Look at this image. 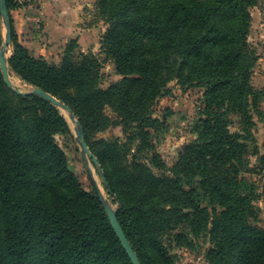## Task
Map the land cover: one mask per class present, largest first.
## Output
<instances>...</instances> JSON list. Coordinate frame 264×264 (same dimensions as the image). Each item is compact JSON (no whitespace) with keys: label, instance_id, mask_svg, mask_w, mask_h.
I'll list each match as a JSON object with an SVG mask.
<instances>
[{"label":"trees","instance_id":"obj_1","mask_svg":"<svg viewBox=\"0 0 264 264\" xmlns=\"http://www.w3.org/2000/svg\"><path fill=\"white\" fill-rule=\"evenodd\" d=\"M260 1L95 0L107 25L100 52L120 77L103 89V61L75 55L77 39L58 64L33 56L10 16L17 1L5 0L9 71L75 115L140 264H174L173 249L201 238L207 264H264L260 194L246 176L250 156L264 161V137L256 146L253 133L264 85L247 42L250 8ZM1 24L0 13V47ZM172 81L203 95L193 138L169 167L153 142L166 120L153 113ZM116 127L123 143L95 139ZM70 136L53 104L13 93L0 71V264H132L97 189L85 190L68 167L57 139Z\"/></svg>","mask_w":264,"mask_h":264},{"label":"rangeland","instance_id":"obj_2","mask_svg":"<svg viewBox=\"0 0 264 264\" xmlns=\"http://www.w3.org/2000/svg\"><path fill=\"white\" fill-rule=\"evenodd\" d=\"M16 1L18 8L12 11L23 9L24 13H26L25 16L28 13L33 14V18L30 19L33 23L32 33L34 36L39 37V39H37V44L40 47H44L45 49L47 40L44 33L46 17L43 16V2H41V0ZM49 2V4H51L49 9L50 12L51 10H58L59 15L64 18L65 23H69L68 26L70 28L71 34H88V37L85 39L86 44L84 47H80L78 45L77 49L75 50V55L90 53L99 58L100 61H103L100 68L101 88L105 89L111 83L117 82L120 77L115 74L114 66L110 62L104 61V55L100 52V41L105 29L107 28V25L98 14L95 0H49ZM263 2L264 0H261L254 7L250 8L251 22L247 37L249 47L258 55L259 42L257 43V19H259V16L257 14L260 7L263 6ZM262 17V20H264V16ZM1 33L4 41L5 27L3 24H1ZM11 51L12 47L10 44L5 53L6 58H9ZM46 52L52 55V58L49 60V62L54 64H58L60 62L62 52L59 53V55H55V52L52 50ZM31 53L33 54L32 51ZM33 56L35 55L33 54ZM258 62L259 59L254 67V78L256 81L257 78L261 79V74L257 72ZM9 76L14 80L12 86L19 91L28 92L32 89L31 86L20 80L11 71H9ZM166 90L167 95L159 99L154 106L153 117L158 120L165 118L167 130L165 133L154 134L153 136L156 137L153 142L156 152L161 156L164 162L169 167H171L177 160L179 149L193 138L192 126L198 117L199 110L202 107L201 98L203 95V90L180 87L176 81L169 82L166 86ZM58 110L61 116L67 122L71 134L69 138L60 137L57 139L58 144L65 154L69 169L78 178L85 190H90L93 184L101 195L102 200L115 210L116 199L108 195L105 191L102 179L100 178V175L92 161L87 156H82L81 147L76 136V132L78 130L82 132V130L75 123L77 118L73 113L72 118L70 114L64 109ZM262 111L264 112V103L262 105ZM106 113L110 114L108 110ZM253 133L256 146L258 145L261 147L264 137V118L260 122L256 123ZM95 139H118L121 143H123L125 141V135L122 133L119 127H116L96 134ZM87 148L89 150L88 145ZM132 148L134 149V145ZM259 154L260 157L264 158L263 148H259ZM249 162V167L254 168V172L247 174L246 176L253 180L258 187L260 198L257 201V205L262 209L260 225L264 227V161L258 160L257 162V156H250ZM197 244L198 245H196L193 249H173L172 254L174 255L175 260L174 264H207L204 259V252L208 247L206 240L201 238Z\"/></svg>","mask_w":264,"mask_h":264},{"label":"crops","instance_id":"obj_3","mask_svg":"<svg viewBox=\"0 0 264 264\" xmlns=\"http://www.w3.org/2000/svg\"><path fill=\"white\" fill-rule=\"evenodd\" d=\"M41 2H43V16L46 17L44 33L47 43L45 45V49L37 44V39H39V37L34 36L32 33L33 23L30 19L33 18V14L28 13L25 16L26 13H24L23 9L11 12L13 26L20 44L32 51L36 57H43L47 61L51 60L52 55L48 54L46 51L52 50L55 52V55H59V53L62 52L64 45L70 39H77L79 46L84 47L86 44L85 39L88 37V34H71L68 26L69 23H65L64 18L59 15L58 10H51L50 12L49 9L51 4H49V0H41ZM262 5L263 6L259 9L260 13L258 12L257 14L259 16V19H257V43L259 42V62L257 72L261 74V79H259L261 82L263 80L264 85V20H262V16H264V2ZM60 43L62 45H60Z\"/></svg>","mask_w":264,"mask_h":264},{"label":"water","instance_id":"obj_4","mask_svg":"<svg viewBox=\"0 0 264 264\" xmlns=\"http://www.w3.org/2000/svg\"><path fill=\"white\" fill-rule=\"evenodd\" d=\"M0 13H1L2 24L5 27L4 41L2 42V45L0 47V71H1V74L3 77V81H4L5 85L7 86V88L17 95L35 94V95L47 100L51 104H53L57 109L66 110L70 114V116L73 118V114H72L71 110L66 105H64L63 103H61L60 101H58L54 97L50 96L49 94L45 93L44 91H42L38 88H35V89L32 88L28 92H21L12 86V84L10 82L9 67H8V62H7L9 58L5 57L6 50H7L8 46L10 45V27L7 23V13H6V7H5V0H0ZM75 123L77 124V121H75ZM76 136H77V140L79 141V144L81 147L82 156L83 157L87 156L92 161L93 165L96 167V169L100 175V178L102 179V182L104 183V187H106L107 185L105 184V182L103 180V176H102L100 167H99L95 157L89 152L87 145L85 143V140L83 138L82 132L80 130H78L76 132ZM98 196H99V199H100V201L104 207V210L107 214L109 223H110L115 235L117 236V239L119 240L122 248L124 249L128 258L130 259L131 263L132 264H140V262L137 259V256L133 252V250H132L129 242L127 241L120 225L117 222L115 210L112 209L107 203H105L102 200V197L99 194V192H98Z\"/></svg>","mask_w":264,"mask_h":264},{"label":"bare ground","instance_id":"obj_5","mask_svg":"<svg viewBox=\"0 0 264 264\" xmlns=\"http://www.w3.org/2000/svg\"><path fill=\"white\" fill-rule=\"evenodd\" d=\"M9 77H10V76H9ZM13 81H14V80H13L12 78H10V82H11V84H13Z\"/></svg>","mask_w":264,"mask_h":264}]
</instances>
